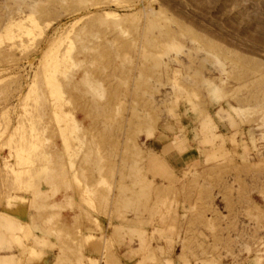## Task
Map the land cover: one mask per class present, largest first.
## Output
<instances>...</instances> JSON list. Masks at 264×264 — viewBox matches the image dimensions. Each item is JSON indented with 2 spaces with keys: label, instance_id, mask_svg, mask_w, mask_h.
<instances>
[{
  "label": "rangeland",
  "instance_id": "obj_1",
  "mask_svg": "<svg viewBox=\"0 0 264 264\" xmlns=\"http://www.w3.org/2000/svg\"><path fill=\"white\" fill-rule=\"evenodd\" d=\"M3 195L76 262L264 264V0H0Z\"/></svg>",
  "mask_w": 264,
  "mask_h": 264
},
{
  "label": "crops",
  "instance_id": "obj_2",
  "mask_svg": "<svg viewBox=\"0 0 264 264\" xmlns=\"http://www.w3.org/2000/svg\"><path fill=\"white\" fill-rule=\"evenodd\" d=\"M156 144L157 146L154 143L149 146L146 171L155 181L172 183L191 166L187 161L190 160L188 155L194 148L181 151L182 145L173 141ZM28 200L29 198L20 195H11L9 199L5 195L0 196V264H106L103 249L98 244L82 245V249L77 251L79 260L76 262L61 252L65 250L63 244L55 242L50 236L42 238L43 231H35L33 227V214L22 211L18 205L19 202L26 203ZM6 229L11 230V233H5ZM101 229L83 225L82 236L87 240L97 238L102 235ZM18 231H22L20 235ZM24 235L30 236L29 242L21 241ZM38 241L43 248L36 245ZM34 254L39 256L38 259L31 258ZM111 263L152 264L144 262L142 257L132 253L125 244L114 246Z\"/></svg>",
  "mask_w": 264,
  "mask_h": 264
}]
</instances>
